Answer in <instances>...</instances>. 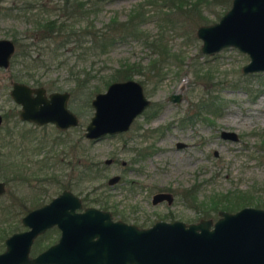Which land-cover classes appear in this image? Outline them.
<instances>
[{
	"label": "rangeland",
	"instance_id": "obj_1",
	"mask_svg": "<svg viewBox=\"0 0 264 264\" xmlns=\"http://www.w3.org/2000/svg\"><path fill=\"white\" fill-rule=\"evenodd\" d=\"M57 1L0 0V38L12 39L15 31L30 26L28 16H34L32 12L44 13ZM82 1L88 6L93 0ZM99 1L92 8L94 12L80 15L78 24L93 20L100 26L114 15L124 20L129 10L143 0ZM198 1L203 17L180 11L174 18L170 15L172 20L164 18L162 12H167V8L153 9L155 4H148L152 15L142 23L143 33L117 39L99 57L86 54L79 57L78 49L67 43L58 48L56 55L47 50L43 53L46 61L30 68H22L20 62L0 67V113L9 112L0 125V152H11L9 157L0 155V179L13 177L7 183L6 193L0 197V228L14 225L15 231L25 229L21 217L39 206L38 203L48 202L69 182L73 185L68 189L82 200L84 196L102 200L110 206L108 210L123 214H114V218L139 226H149L157 219L171 220V217L197 221L199 209L222 194L235 199L241 191L254 200L264 198V71L244 73L242 66L249 61V56L234 46L223 47L213 54L200 50L202 40L196 35L197 27L217 21L230 7L231 0ZM31 3L32 9L25 8ZM144 34L149 38L161 37L171 52L179 56L168 57L160 64L161 77L153 72L133 75L142 84L151 105L134 120L129 131L95 141L86 138L84 127L93 114L91 99L95 94L88 100L87 93L99 79L78 86L76 96L71 88L74 86L72 72L84 66L93 73L98 71V76L109 74L127 60L147 64L156 54L145 43ZM38 46L30 47L33 56L42 50L43 44ZM19 50L28 53L25 46ZM71 66L75 69H70ZM196 70L204 76L198 77ZM205 71L209 73L204 74ZM15 75L19 81L31 85H35L34 78H39L47 90L69 91V107L78 115L80 123L61 130L52 123L38 125L21 121L20 106L10 95L11 80H17L13 78ZM106 87L102 86L100 91ZM171 93H180V101L170 100ZM211 96L219 107L216 112L201 106L209 104ZM195 112L199 114L187 118ZM151 126L156 129L152 135L148 132ZM223 130L235 132L236 139L222 137ZM10 139L13 143L8 145ZM179 143L183 145L178 146ZM140 149H148L149 153L140 157ZM109 158L113 162L106 163ZM122 161L126 164L122 165ZM94 162L99 165L95 166ZM86 165L90 167L83 171ZM115 174L121 178L109 184L108 178ZM191 187L197 188V201L185 195ZM160 190L172 194L171 202L164 199L152 203L153 194ZM198 201L203 202L198 205L199 209L189 205ZM100 202L89 205L102 208ZM247 205L258 206L251 203L243 206ZM217 216V212L211 215L213 219ZM58 236L57 229H50L36 237L31 254H37Z\"/></svg>",
	"mask_w": 264,
	"mask_h": 264
},
{
	"label": "water",
	"instance_id": "obj_2",
	"mask_svg": "<svg viewBox=\"0 0 264 264\" xmlns=\"http://www.w3.org/2000/svg\"><path fill=\"white\" fill-rule=\"evenodd\" d=\"M196 35L202 40L203 53L234 46L249 56L242 66L244 73L264 71V0H231L219 19L199 25ZM15 49L11 38H0L1 68L9 67ZM10 95L20 104L22 120L50 122L60 129L79 123L68 106L67 90L47 94L42 85L13 81ZM168 97L179 102L181 94ZM150 103L138 80L112 81L91 99L94 111L84 136L99 139L124 131ZM221 135L237 137L233 131L223 130ZM118 180L115 174L108 182ZM5 190L0 181V195ZM164 199L171 202L172 194L159 191L152 202ZM21 223L25 229L5 238L0 264H264V207L247 205L234 211L221 209L215 219H157L149 226H139L114 218L108 209L84 206L79 195L64 188L48 202L27 211ZM53 226L59 230L58 239L32 255L35 238Z\"/></svg>",
	"mask_w": 264,
	"mask_h": 264
},
{
	"label": "trees",
	"instance_id": "obj_3",
	"mask_svg": "<svg viewBox=\"0 0 264 264\" xmlns=\"http://www.w3.org/2000/svg\"><path fill=\"white\" fill-rule=\"evenodd\" d=\"M99 2V0H93L90 5L85 6L84 4L86 2L82 0H59L54 2L51 8L46 10L44 13L39 11L32 12L31 15L34 16H28L30 26L25 27L23 30L15 31L12 34V39L15 42L16 49L11 58L10 65L20 62L22 64V68H30L31 65L35 66L40 61H46V56L43 55V53H45L47 50L52 52L53 55H56L58 48L67 43H72L74 45V49H78L79 52H77V55L79 57L83 54L99 57L107 53L111 45L114 44L117 39H126L127 37L137 36L143 33L141 25L145 20L148 19L150 15H152L149 12L150 10L147 8L148 4L151 6L155 4V6H152L153 9L159 8V10H162L163 8H167V12H162L164 14V18L167 20H172L174 17H176V15H180L178 14L180 11L191 16H202L198 7V0H143L136 3L129 10L127 17L124 20H118V18L114 15L107 22L100 26L96 25L93 20H88L84 24H78L80 22V15L89 13L90 11L94 12V9L92 10V8ZM33 7L34 5L32 3L25 6V8L29 9H32ZM36 9L38 8L36 7ZM96 9L97 7H95V10ZM170 15L173 16L172 19H170ZM75 22H77V24H75ZM143 37L145 39V43L148 44L156 54V56H152L150 58L147 64H142L140 61L127 60L121 62V64L114 68L109 74H99L98 76V71L93 73L90 69H86L83 66L82 68L72 72V80L74 81V86L71 87L72 93L77 96L78 86L84 85L85 83H88L92 79L96 78L99 79V81L93 83L89 88L87 93L88 100L92 94L99 92L102 86H107L110 82L115 80L132 78L134 74L153 72L155 76L161 77L162 71L160 64L168 57H177L179 55L172 53L167 43L164 42L161 37L158 38L157 36H154L149 38L147 34H144ZM40 43L43 44L42 50L33 56L31 50L29 52L30 47L34 46L39 48L38 45ZM21 46L27 47L28 53H26L24 50L21 52L19 50ZM74 66H71L70 69L74 68ZM195 73L198 77H202L201 75H203L202 72H198L197 70ZM205 73L209 72L205 71L204 74ZM23 76L33 78L32 76L26 74H23ZM18 77V75H15L13 78L21 80ZM205 77L206 79L208 78L207 76ZM207 80H209V78ZM34 82L35 85H43V81L39 78H34ZM50 89H53V87ZM211 97L212 98L209 101V104H204L201 106H207L211 108L212 112H216L214 110H217L219 107L216 103H214L215 99H213V96ZM197 114H199V112H195L193 116H189L187 118L191 119ZM94 165L97 166L99 164L94 162ZM89 167L90 166L86 165L83 171H86V169ZM72 185L73 184L69 182L63 184V187L71 188ZM195 191H197V188L191 187L188 189L185 195L188 196V198L197 201ZM218 197L211 199L208 202L209 205L201 209H199L200 207L198 206L199 204L203 203L201 201H198L196 204L189 203V205L199 209V218L211 217L213 212L218 213V211L221 209L233 211L240 206L246 205L247 203L264 207V198H257V200H254L250 194H245L241 191L236 194L235 199H232L230 195L227 194H222ZM9 201L11 204L14 203L11 200ZM99 201H101L100 203L103 209L110 207L102 200L97 198H89L86 196L83 198V205L88 206L91 202ZM41 203L42 202L38 203L37 205H40ZM19 206L22 207L21 204ZM23 206L25 207L26 205ZM19 211L20 210L18 209V212ZM112 214L114 216V214H120V212L114 210L112 211ZM120 215L123 216V214ZM15 230L16 229L14 225L3 226L0 228V251H2L5 246V238ZM42 248L43 247H41L40 250Z\"/></svg>",
	"mask_w": 264,
	"mask_h": 264
},
{
	"label": "flooded vegetation",
	"instance_id": "obj_4",
	"mask_svg": "<svg viewBox=\"0 0 264 264\" xmlns=\"http://www.w3.org/2000/svg\"><path fill=\"white\" fill-rule=\"evenodd\" d=\"M13 40V39H12ZM14 41V40H13ZM11 61V60H10ZM13 81H19V80H11V87H12V82ZM21 82H23V81H21ZM26 83V82H25ZM28 84V83H27ZM31 85V84H30ZM32 86H40V85H32ZM43 86V85H42ZM45 87V86H44ZM46 88V87H45ZM51 91H55V90H47L46 89V93L48 94L49 92H51ZM58 91H60V90H58ZM65 91V90H64ZM69 92V91H68ZM69 95H71L70 94V92H69ZM12 97V96H11ZM69 99H70V96H69ZM69 99H68V106H69ZM15 102V101H14ZM16 103V102H15ZM18 104V103H17ZM19 106H20V104H18ZM151 105V103L149 104V105H147L145 108H144V110L146 109V108H148L149 106ZM70 108V107H69ZM71 109V108H70ZM72 110V109H71ZM144 110L140 113V114H142L143 112H144ZM73 111V110H72ZM74 112V111H73ZM19 113H20V108H19V112H18V118L21 120V121H26V120H22L21 118H20V115H19ZM75 113V112H74ZM76 114V113H75ZM139 114V115H140ZM0 115H1V122H0V125L2 124V122H3V120L5 119V117L6 116H8L9 115V112H6V113H0ZM77 115V114H76ZM138 115V116H139ZM78 116V115H77ZM137 116V117H138ZM137 117H135V119L137 118ZM17 118V119H18ZM134 119V120H135ZM147 119H150V118H147ZM134 120L132 121V123L130 124V126H129V128L128 129H126V130H124V131H121V132H119V133H124V132H127V131H129L130 129H131V125L134 123ZM27 122H29V121H27ZM31 123H34V122H31ZM50 123V122H49ZM79 123H80V119H79ZM78 123V124H79ZM34 124H36V123H34ZM44 124H46V123H44ZM53 124V123H52ZM77 124V125H78ZM87 124V123H86ZM38 125H43V124H38ZM77 125H75V126H77ZM70 127H73V126H70ZM69 128V127H68ZM58 129H60V128H58ZM67 129V128H66ZM61 130H64V129H61ZM156 129L155 128H153L152 126L150 127V130L148 131V130H146V131H148L149 133H150V135H152V134H154V131H155ZM9 131H11V132H13L12 130H9ZM119 133H115V134H119ZM11 134V133H10ZM109 135H114V134H106L105 136H109ZM105 136H103V137H105ZM103 137H101V138H103ZM100 139V138H99ZM90 140H92V141H95V140H98V139H90ZM10 143L12 144L13 143V140L12 139H10V141L7 143L8 145H10ZM144 149V148H143ZM139 150V153H138V155L140 156V157H143V156H145L146 154H148L149 153V150L148 149H145V150ZM1 150V149H0ZM6 150H4V153H1L0 152V155H3V156H5V157H9L10 155H11V152H10V150H7V152H5ZM13 156H14V154H13ZM111 162H113V159H111V161L109 162V163H111ZM126 164V162L125 161H122V165H125ZM16 171V174H18V170H15ZM4 173V172H3ZM117 175H119V174H117ZM113 176V175H112ZM111 177V176H110ZM109 177V178H110ZM108 178V179H109ZM121 178V176L119 175V179ZM10 179H13V177L12 178H10ZM10 179H7L6 177H3V179H0V181H3L4 182V184H5V189H7V183H8V181L10 180ZM109 183V182H108ZM110 184V183H109ZM160 191H164V190H160ZM157 192H159V191H157ZM156 192V193H157ZM6 193V190H5V192L3 193V194H1L0 195V197L2 196V195H4ZM155 194V193H154ZM153 194V195H154ZM153 197V196H152ZM82 199V198H81ZM152 200V199H151ZM166 200V199H165ZM83 201V200H82ZM167 201V200H166ZM153 203V202H152ZM153 204H155V203H153ZM30 210V209H29ZM28 210V211H29ZM165 220V219H164ZM171 220H174V218H171ZM57 229L58 230V228L56 227V226H53V227H51V228H49V229H47L46 231H48V230H50V229ZM45 231V232H46ZM59 231V230H58ZM44 232V233H45ZM44 233H42V234H44ZM42 234H39L38 236H40V235H42ZM37 236V237H38ZM59 237V236H58ZM58 239V238H57Z\"/></svg>",
	"mask_w": 264,
	"mask_h": 264
}]
</instances>
